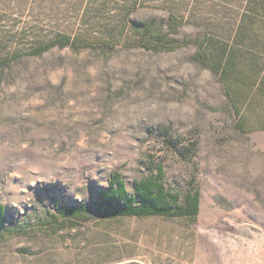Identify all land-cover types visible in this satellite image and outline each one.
<instances>
[{
  "label": "rangeland",
  "instance_id": "obj_1",
  "mask_svg": "<svg viewBox=\"0 0 264 264\" xmlns=\"http://www.w3.org/2000/svg\"><path fill=\"white\" fill-rule=\"evenodd\" d=\"M263 121L264 0H0V264H264ZM153 178L198 213L58 212Z\"/></svg>",
  "mask_w": 264,
  "mask_h": 264
},
{
  "label": "trees",
  "instance_id": "obj_2",
  "mask_svg": "<svg viewBox=\"0 0 264 264\" xmlns=\"http://www.w3.org/2000/svg\"><path fill=\"white\" fill-rule=\"evenodd\" d=\"M169 20L178 21L173 14L170 15ZM159 36V35H158ZM161 39L158 42L161 45L169 43V40L160 36ZM70 40L66 36H61L57 42H53L48 46H45L34 53L36 55L41 54L50 47L55 45L64 47L70 45ZM166 47V46H165ZM154 51L171 50L173 47L167 48H152ZM209 57L213 55V59L220 61L224 66H231L235 53L228 50L225 47L213 45L211 52H208ZM255 68V67H254ZM226 82L228 81V69L223 67L221 70ZM243 70H236L233 78L236 81L243 80ZM256 73L253 72V76ZM249 77H252L249 75ZM253 82V78L251 79ZM233 82V81H232ZM232 82L226 84L228 89L230 101V112L233 111L235 115L234 127L237 131L246 132L253 128L250 125V120L247 114L242 111L239 105H237V95L232 90ZM246 83V82H244ZM259 128H264V121L259 125ZM136 195L128 194L123 188L119 192H114L110 195L108 192L100 194L97 199L89 204L82 206H61L58 208L59 214L66 220H78L81 213L92 212L97 215L98 218L111 217V216H151V215H163V216H195L198 213L199 208V192L197 189L190 190L180 196L179 194L170 193L166 186L163 185L157 178L140 180L136 182ZM2 211L0 210V222L2 221Z\"/></svg>",
  "mask_w": 264,
  "mask_h": 264
}]
</instances>
